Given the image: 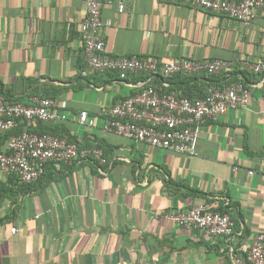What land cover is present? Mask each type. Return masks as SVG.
Wrapping results in <instances>:
<instances>
[{"label": "crops", "instance_id": "0c3cea01", "mask_svg": "<svg viewBox=\"0 0 264 264\" xmlns=\"http://www.w3.org/2000/svg\"><path fill=\"white\" fill-rule=\"evenodd\" d=\"M85 13L82 0H0L1 98L24 105L52 100L66 120L41 130L99 148L106 160L50 163L31 184L0 173V264H233L232 252L246 264L243 250L264 232V75H251L242 63L264 60V10H254L246 26L157 0L102 6L106 57L229 64L216 75L166 80L192 95L209 83L250 86L247 106L201 125L192 157L103 130L108 110L137 93L148 75L92 71L80 32ZM81 112L95 119L94 127L78 123ZM15 131L0 135V153ZM200 203L228 215L234 237L186 230L165 218Z\"/></svg>", "mask_w": 264, "mask_h": 264}, {"label": "built area", "instance_id": "2783aa9c", "mask_svg": "<svg viewBox=\"0 0 264 264\" xmlns=\"http://www.w3.org/2000/svg\"><path fill=\"white\" fill-rule=\"evenodd\" d=\"M86 7L85 18L80 25L83 55L88 67L99 74L116 73L120 79L148 75L139 82L140 90L111 107L106 115L103 130L133 142H144L154 148L169 150L185 156L196 155V144L201 125L207 120H217L229 110L245 107L251 99V90L242 83H229L225 88L208 87L202 98L189 99L181 92L169 90L166 81L175 75H216L229 67L222 60L174 59L159 65L155 58L106 57L101 34V9L106 3L121 0H82ZM208 10L226 16L248 26L254 10H264V0H157ZM119 2L118 10L122 12ZM253 74H264V60L243 61ZM160 79L159 85L153 80ZM55 103L50 99H35L29 105L4 102L0 96V135L12 132L24 125L35 127L37 123L66 120L64 114H56ZM78 123L92 128L96 121L86 112L78 115ZM6 152L0 153V173L14 176L21 184L36 182L45 172L46 165L56 167L71 164L80 159L106 162L99 148L82 149L64 138L49 134L39 135L28 131L9 136ZM252 174V173H250ZM165 218L186 230H199L208 236L231 239L235 235V223L226 214L211 210L200 203L186 212H169ZM11 228V234L17 233ZM246 264H264V232L256 234L251 244L243 250ZM233 264L243 262L232 252Z\"/></svg>", "mask_w": 264, "mask_h": 264}, {"label": "trees", "instance_id": "16d2710c", "mask_svg": "<svg viewBox=\"0 0 264 264\" xmlns=\"http://www.w3.org/2000/svg\"><path fill=\"white\" fill-rule=\"evenodd\" d=\"M251 75L253 74V73H250ZM256 75H264V74H256ZM176 77H178V75L176 76ZM179 77H185V76H179ZM235 82H239V83H242L244 86H246V87H249L250 88V86L248 85V83H246L245 81H243V80H239V81H235ZM157 83V85H159V83H160V80L158 81V82H156ZM229 83H233V82H229ZM210 86H212L210 83L209 84H206L205 85V87H204V89L203 90H200V91H198V94H195V95H192V94H188L186 91H185V89H184V87H178V88H173V87H171L169 90H176L177 92H181V94L184 96V97H187V98H189V99H194V98H202L204 95H205V93H206V90H207V88L208 87H210ZM2 86H0V88H1ZM1 89H0V96H1ZM42 98H47V97H42ZM4 101V100H3ZM8 103H16V102H14V100H6ZM43 128H45L44 126H42V123H37V125L35 126V127H32V128H29V129H27V131L28 132H31V133H36V134H39V135H44V134H48V132H46V131H42L41 129H43ZM37 130V131H36ZM41 130V131H40ZM19 132H21V130H20V128H17L16 129V131H15V133L14 134H17V133H19ZM60 138V137H59ZM69 143H72V144H75L78 148H79V150H82V149H90V147H88V146H85V145H80L79 143H77V142H74V141H72L71 139H68L67 140ZM95 148V147H94ZM91 149H93V148H91ZM48 164H50V163H48ZM47 164V165H48ZM52 165H54L53 163H51ZM47 165H46V168H47ZM62 165H64V164H62ZM46 168H45V171H46ZM44 175V174H43ZM42 175V176H43ZM41 176V177H42ZM214 211V210H213ZM215 212H217V211H215ZM219 213H221V212H219ZM221 214H223V213H221Z\"/></svg>", "mask_w": 264, "mask_h": 264}]
</instances>
